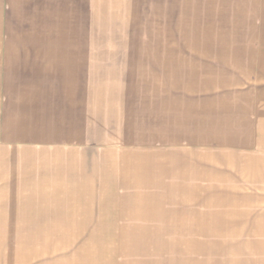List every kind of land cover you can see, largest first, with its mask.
Wrapping results in <instances>:
<instances>
[{
	"label": "crops",
	"instance_id": "crops-1",
	"mask_svg": "<svg viewBox=\"0 0 264 264\" xmlns=\"http://www.w3.org/2000/svg\"><path fill=\"white\" fill-rule=\"evenodd\" d=\"M154 1L169 40L87 41ZM163 241L264 264V0H0V264Z\"/></svg>",
	"mask_w": 264,
	"mask_h": 264
},
{
	"label": "rangeland",
	"instance_id": "rangeland-1",
	"mask_svg": "<svg viewBox=\"0 0 264 264\" xmlns=\"http://www.w3.org/2000/svg\"><path fill=\"white\" fill-rule=\"evenodd\" d=\"M130 16L87 19V41L97 43H158L169 40L157 1L145 3ZM169 30V28H166ZM87 253L84 264H223L222 242L63 243ZM76 246V247H75ZM94 255L97 258H94Z\"/></svg>",
	"mask_w": 264,
	"mask_h": 264
}]
</instances>
